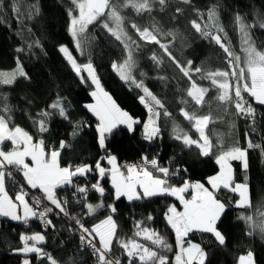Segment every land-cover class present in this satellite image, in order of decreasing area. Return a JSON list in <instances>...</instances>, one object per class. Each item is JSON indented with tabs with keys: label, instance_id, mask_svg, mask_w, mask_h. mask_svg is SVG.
I'll return each instance as SVG.
<instances>
[{
	"label": "trees",
	"instance_id": "1",
	"mask_svg": "<svg viewBox=\"0 0 264 264\" xmlns=\"http://www.w3.org/2000/svg\"><path fill=\"white\" fill-rule=\"evenodd\" d=\"M13 2L14 0H3L4 7L0 8V71L14 70L19 59L28 78L20 77L10 86L0 85V96L7 97V104L11 108L12 124L28 131L34 140L42 136L49 148H58L59 142L65 141L67 147L61 151L59 158L61 166L89 164L95 168L96 161L108 153L116 156L118 164L141 161L146 156L148 160L156 159L160 166L168 167L170 172L186 169L170 177L169 184L175 186L182 185L185 180L206 185L207 178L218 172L215 160L216 155L220 153V145H223L224 150L234 146L247 149V171L243 169L241 161H231V164L235 181H245L247 177L251 206L237 208L234 202L238 196L221 189L217 198L226 204V211L217 227L225 236V244L220 245L210 233L194 232L189 235V239L200 243L207 252L206 264H237L238 257L246 255L249 251L253 253L254 264H264V233L256 227L264 221V105L256 103L245 93V99L255 110L254 116H246L238 114L234 104L222 105L216 99L217 88L209 79L201 77L209 72L226 70V54L211 37L201 35L191 26V21L197 20L199 23L215 25V33L218 28H222L223 31L218 34L233 54L241 57L243 66L245 55L242 43L239 42L240 29L236 16L239 14L246 25H255L249 29L251 41L258 51H264V28L260 27V24L264 23V0H189L188 3L184 0H166L163 6L152 0L151 11L137 13L132 7L119 8L124 18V30L131 40L135 41L131 45L135 61L132 75L137 80H142L151 93L164 104V109L171 114L165 116L164 109H157L161 112L158 119L160 132L151 140L144 138L143 127L148 113L140 102V97L144 95L142 89L130 81L122 80L112 67L114 62H124L128 50L102 27L106 15L90 25L82 34V55L77 51L69 32L68 10L74 7L70 0H15L19 12L13 11ZM113 2L120 5L124 0ZM177 8L181 11L177 12ZM209 10H214L216 14L211 22L208 20ZM197 12L202 14V19L198 17ZM29 13H32L31 17ZM132 23L149 31L158 29L155 34L162 43L169 44V51L181 64L191 60L193 68L201 69L200 73H192V79L198 86L208 89L202 105H197L187 95L189 79L183 76L158 44L141 40L132 29ZM110 26H113L111 22ZM169 33L174 34L175 39ZM61 46L70 50L78 64L83 65L91 61L104 91L123 111L140 121L134 125L132 132H129L125 125H119L108 134L106 150H102L98 144V120L85 107L92 102L90 93L94 86L85 72L81 75L85 77L86 82L81 83L80 77L59 51ZM153 55L161 62L156 63L152 59ZM58 97L67 109L68 119L49 108ZM2 103L0 100V104ZM181 109L194 116H212L213 119L205 128V134L214 145L212 155L202 156L195 145L188 147L181 140L174 138L173 128L178 127L193 139H198L193 122L181 115ZM43 110L51 113L47 118L49 131L40 134L33 121L39 119L38 113ZM249 140L260 147L248 148ZM9 147L10 143L5 142L4 149ZM102 166L109 167L106 160L102 161ZM97 179L98 174L93 172L87 177L75 178V183L88 184L90 187ZM100 183L105 188L103 197L91 190L88 193V202L95 204L103 200L105 204L95 215H85L82 203H78L73 197L74 189L67 187L57 189V196L62 200L67 199L69 215L58 213V210L54 209L48 214L47 218L52 221V226L47 229H43L35 218L28 220L27 224L13 223L6 218L0 219V264H22L24 259H29L31 264H49L46 258L39 260L35 254L24 255L14 251L22 246L21 234L33 233L44 234L45 242L39 247L50 253L57 264H92V254L80 246L76 235L71 231L70 217L83 214L86 216L83 221L85 227L91 228L111 214L107 208L109 204L117 209L112 215L118 226L119 239H136L155 248L151 242L134 236L137 231L135 224L140 221L143 227L155 229L167 240L173 251L163 254L170 260L174 258L175 233L167 224L164 214L170 205L180 208L177 199L170 195H156L133 201H128L126 197L116 200L110 176L103 178ZM21 184L25 182L19 173L15 174L13 181L6 178V188L12 196L20 191ZM25 190L29 193L26 185ZM241 215L253 217L252 222L246 223L238 219ZM149 216L152 217L151 220L148 219ZM110 256L112 259H119L121 264H128L124 250L115 241Z\"/></svg>",
	"mask_w": 264,
	"mask_h": 264
},
{
	"label": "snow or ice",
	"instance_id": "2",
	"mask_svg": "<svg viewBox=\"0 0 264 264\" xmlns=\"http://www.w3.org/2000/svg\"><path fill=\"white\" fill-rule=\"evenodd\" d=\"M70 2L74 7L68 10L70 18L69 32L75 41L77 51L82 55L84 54L82 34L85 33L88 25L93 24L99 17L105 15L106 20L102 27L107 29L116 40L123 43L125 48L129 50L128 57L124 62L122 64L114 62L112 67L118 72L122 80H125V82L130 81L137 88L142 89L144 95L140 97V102L145 105L149 113L148 121L144 124V138L151 140L158 136L160 129L157 121L161 112L157 109H164V104L151 93L142 80H137L132 75L135 61L132 57L131 45L135 41H132L124 30V18L119 11L120 7H132L137 13L151 11L152 0H124V3L120 5L114 3L113 0H70ZM156 2L163 6L166 0H156ZM184 2L188 3L189 0H184ZM3 7V0H0V8ZM33 8L38 12L35 6ZM12 9L19 12L15 0ZM176 11L180 12L181 9L177 8ZM31 14L29 13V17H31ZM197 15L199 18H203L199 12H197ZM215 15L214 10H209L208 20L213 21ZM110 22L113 26H110ZM236 23L242 35V45L245 53L243 66H241V57L233 54L222 41L220 35H213L209 30L210 27L215 25L206 23L202 27L197 20H192L191 26L201 35L211 37L220 45L227 57L226 70L209 72L201 78L209 79L212 85L217 88L218 95L216 99L222 105L234 104L238 114L254 116L255 110L245 99L244 94L246 93L256 103L264 105V51H258L251 41L249 29L255 27V25H246L239 14L236 16ZM131 27L141 40L156 43L163 49L183 76L189 79L190 87L187 89V95L197 105H202L205 102L204 98L208 89L198 86L197 82L192 79V73H200L201 69L193 68L191 60H188L186 64H181L169 51V44L162 43L155 34L159 31L158 29H154V31H149L147 28L141 29L135 23H132ZM260 27L264 28V23L260 24ZM217 31L222 32L223 29L218 28ZM169 35H172L175 39L174 34L169 33ZM17 51H23V49H17ZM59 51L64 54L73 71L80 77L81 83L86 82L85 77L81 75L82 72L86 71L88 79L95 86V90L90 93L95 99V103L86 104L85 107L98 120L96 131L99 147L106 150L107 135L111 134L119 125H126L129 132L134 131V125L140 123V121L134 119L128 112L123 111L112 97L104 91L91 61L80 65L66 46H61ZM152 59L156 63L161 62L155 55ZM20 77L28 78L22 64L17 59L14 70L0 71V85L10 86ZM0 100L3 101L0 104V216L10 217L15 221H23L25 224L28 223L30 218H36L42 223L52 226V221L47 217L54 209L58 210V213L69 215L67 212V199L62 200L57 196V189L67 187L74 189L73 197L77 199L78 203H82L85 215H95L105 207V204L103 200L95 204L88 202V193L91 190L103 197L105 188L100 181L106 176H110L116 200L126 197L128 201H133L156 195H170L175 197L182 205V211L178 210L176 205H170L164 214L167 224L175 233L176 251L174 258L171 260L163 253L173 251L172 246L159 232L155 229L143 227L140 221L135 224L137 231L134 236L151 242L155 248L142 244L136 239H119L117 237L118 226L112 215L116 213L117 209L112 204L107 205L111 214L91 228L85 227L82 218L70 217L75 220L76 225L79 227L81 244L92 249L97 264H121L119 259L109 258L114 241L124 250V254L128 258V264H137V262L138 264H206L207 252L200 243L190 240L189 235L194 232L210 233L220 245L225 244V236L218 230L217 224L226 211V204L217 198V193L221 189H225L237 194L238 199L234 202L237 208L251 206L247 177H245L243 183L235 182L231 164V161H241L243 169L247 171V149L234 146L224 150L223 145L219 146L220 153L216 155L215 160L219 166V172L207 178V184L210 187H206L201 182L188 180H185L180 186L169 184L170 177L176 176L180 171H186V169H177L175 172H170L168 167L160 166L156 159L149 161L146 156L142 158V164L121 166L117 163L116 156L108 153L96 161L95 168L89 164L61 166L59 158L61 151L67 147L66 142L61 140L58 148H49L42 136L40 139L34 140L33 135L28 131L12 124L11 108L7 104V97L0 96ZM49 108L56 110L61 117L68 119L67 109L61 98L58 97L55 102L49 105ZM50 115L51 113L47 110L38 113L39 119L33 121L38 133L43 134L49 131L47 118ZM163 115L170 116L171 114L164 109ZM181 115L193 122L195 130L199 133V138L193 139L178 127L173 128L174 138L181 140L188 147L195 145L202 156L212 155L214 145L204 131L213 119L212 116H194L184 109H181ZM73 135H75V132ZM5 142L11 144V149L8 151L4 150ZM254 147H260V145H254L249 140L248 148ZM105 160L110 166L109 168L102 166V161ZM149 166L160 175H154L153 171L149 170ZM93 172L98 174L99 179L92 183L90 187L88 184L79 185L75 183V178L87 177ZM16 173L22 175L25 184L19 185L20 191L13 198L6 190L5 181L6 178L14 180ZM25 185L28 189L39 190L42 197H33L30 204L26 199L28 191L25 190ZM190 190L191 196L187 198L185 194L189 193ZM44 201L48 203L45 204ZM148 219L151 220L152 217L149 216ZM238 219L250 223L253 217L241 215ZM256 227L264 233V221H261ZM20 241L22 246L14 249L15 252L24 255L35 254L38 259L46 258L49 264H57L50 253L45 252L42 247L38 246L45 242L44 234H21ZM156 249H159V251ZM22 264H31V261L24 259ZM238 264H254L253 253L249 251L246 255H240Z\"/></svg>",
	"mask_w": 264,
	"mask_h": 264
},
{
	"label": "built area",
	"instance_id": "3",
	"mask_svg": "<svg viewBox=\"0 0 264 264\" xmlns=\"http://www.w3.org/2000/svg\"><path fill=\"white\" fill-rule=\"evenodd\" d=\"M142 162H143L142 160L141 161H130V162H126V163H121L119 165L123 166V165H130V164H142ZM149 170L153 171V174L158 176V172H156L154 169H151L150 166H149ZM9 180L11 181V179H9ZM28 194H29L28 195V199L31 202H32L33 197H42V193L39 190L29 189V193ZM44 203L47 204L48 202L47 201H44ZM79 217L82 218L83 221H85V219H86V216H84L83 214H81ZM35 220L38 221V222H40L41 227L43 229H47L48 225L42 223L39 219H36L35 218ZM68 220L71 221L70 218ZM71 231H73V233L76 235V237H77V239H78V241L80 243V246L83 247V248H85L88 252H90L92 254V256H93V260H92L93 263L92 264H97V259H96V256L93 255L92 249L90 247H88V246H85V245H82L81 244V241H80V235H81V233H80L79 227H78V225H76L74 219H72ZM109 258H111V256H109ZM39 260H41V259H39Z\"/></svg>",
	"mask_w": 264,
	"mask_h": 264
},
{
	"label": "crops",
	"instance_id": "4",
	"mask_svg": "<svg viewBox=\"0 0 264 264\" xmlns=\"http://www.w3.org/2000/svg\"><path fill=\"white\" fill-rule=\"evenodd\" d=\"M145 106V105H144ZM146 108V107H145ZM146 110H147V113H148V109L146 108ZM148 118H149V113L147 114V117H146V119H145V121L147 122L148 121ZM145 122V123H146ZM157 124H158V121H157ZM143 131H144V127H143ZM204 131H206V129H204ZM197 132V131H196ZM197 135H198V138H199V133L197 132ZM8 143H10V142H8ZM11 149V144H10V147L7 149V150H5V151H8V150H10ZM241 165H242V162H241ZM218 172H219V166H218ZM217 172V173H218ZM216 173V174H217ZM233 175H234V171H233ZM21 177H22V175H21ZM22 180H24L23 179V177H22ZM111 181V180H110ZM235 182H237V183H243V182H245V181H235ZM5 186H6V181H5ZM27 186V185H26ZM206 187H210L208 184H206L205 185ZM6 190H7V188H6ZM139 190V189H138ZM7 192H8V194L10 195V196H12L11 195V193L7 190ZM17 193V192H16ZM15 193V194H16ZM15 194L12 196L13 198H15ZM186 195V197L187 198H190V196H191V190L189 191V193H186L185 194ZM237 195V194H236ZM26 199H27V197H26ZM178 201V200H177ZM30 203V202H29ZM178 203H179V201H178ZM179 205H180V203H179ZM177 209L178 210H181L182 211V205H180V208H178L177 207ZM21 211V214H22V209L20 210ZM4 218H6V219H8L9 221H11V222H13V223H15V222H17V223H20V222H23V221H15V220H12L10 217H3V216H0V219H4ZM30 219H32V218H30ZM29 219V220H30ZM39 246V245H38ZM238 264V263H237Z\"/></svg>",
	"mask_w": 264,
	"mask_h": 264
},
{
	"label": "rangeland",
	"instance_id": "5",
	"mask_svg": "<svg viewBox=\"0 0 264 264\" xmlns=\"http://www.w3.org/2000/svg\"><path fill=\"white\" fill-rule=\"evenodd\" d=\"M101 18L102 17H99L98 19H97V21H99V20H101ZM97 21H95V22H97ZM204 24H206V22H201V25H202V27H203V25ZM211 24V23H210ZM90 25H92V24H90ZM90 25H88V27L87 28H89V26ZM211 32H212V34H214L216 31L213 29V27H210V29H209ZM240 31V30H239ZM218 33V32H217ZM73 38V37H72ZM239 42H241L242 43V35H241V32H240V41ZM242 49H243V45H242ZM128 50V49H127ZM128 52H129V50H128ZM244 52V51H243ZM244 55H245V53H244ZM126 57H128V54H127V56ZM84 65V64H83ZM86 74H87V72L86 71H84ZM117 72V71H116ZM117 74H118V72H117ZM119 75V74H118ZM119 77H120V75H119ZM90 80V79H89ZM94 86V85H93ZM93 90H95V86H94V89ZM92 90V91H93ZM93 98V97H92ZM93 103H95V99L93 98L92 99V102L90 103V104H93ZM126 126V125H125ZM127 127V126H126ZM108 165V164H107ZM110 167V166H109ZM108 167V168H109ZM27 199H28V196H27ZM28 201H29V199H28ZM30 202V204L32 203L31 201H29ZM51 206V205H50Z\"/></svg>",
	"mask_w": 264,
	"mask_h": 264
},
{
	"label": "water",
	"instance_id": "6",
	"mask_svg": "<svg viewBox=\"0 0 264 264\" xmlns=\"http://www.w3.org/2000/svg\"><path fill=\"white\" fill-rule=\"evenodd\" d=\"M213 35H219L218 33H214ZM212 41L218 46V48H220V50L223 52V53H225L224 52V50L220 47V45H218L213 39H212ZM225 43V42H224ZM226 44V43H225ZM226 54V53H225Z\"/></svg>",
	"mask_w": 264,
	"mask_h": 264
}]
</instances>
